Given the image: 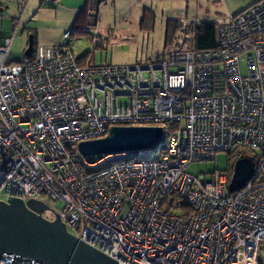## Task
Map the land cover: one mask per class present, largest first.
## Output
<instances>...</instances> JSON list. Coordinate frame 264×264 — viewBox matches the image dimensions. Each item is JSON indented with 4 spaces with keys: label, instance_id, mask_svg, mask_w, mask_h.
I'll return each instance as SVG.
<instances>
[{
    "label": "built area",
    "instance_id": "built-area-1",
    "mask_svg": "<svg viewBox=\"0 0 264 264\" xmlns=\"http://www.w3.org/2000/svg\"><path fill=\"white\" fill-rule=\"evenodd\" d=\"M106 2L87 0L82 31L93 33L94 49ZM198 24L177 20L153 62L80 65L86 56L53 45L12 64L20 17L13 19L0 42V201L43 203L77 240L118 264H264V0L218 22L215 48L193 47ZM112 126H161L162 143L81 155L80 142ZM238 148L255 158L237 191L226 171L186 172ZM13 257L3 254L0 264Z\"/></svg>",
    "mask_w": 264,
    "mask_h": 264
},
{
    "label": "rangeland",
    "instance_id": "rangeland-1",
    "mask_svg": "<svg viewBox=\"0 0 264 264\" xmlns=\"http://www.w3.org/2000/svg\"><path fill=\"white\" fill-rule=\"evenodd\" d=\"M252 1L110 0L101 11L95 26L99 36L94 42L99 46L94 49L91 38L93 33L90 35L82 31L88 28V19L84 26L72 25L74 13L68 7L72 6L74 0H24L25 8L20 11L16 0H8L5 9L0 11V42L1 35L11 30L12 20L20 17L19 28L13 35L7 54V62L12 64L27 60L30 48L32 54L36 47L53 45H63L70 49L75 58L86 56L79 60L80 65L147 63L162 57L167 20L175 22L179 19H196L197 22L206 20L218 23ZM143 6L151 11L153 22L151 27L140 30L138 15ZM71 29V36L65 39L64 32ZM242 73L245 74L244 63ZM243 151L246 150L238 148L230 154L218 152L212 161L188 165L186 172L192 175H210L216 170L232 173L237 155ZM246 152L255 158L254 152ZM4 198L1 193L0 199ZM55 206L62 208L59 202ZM43 217L53 220L54 214L51 210H45ZM258 253V259L264 263V243L260 244Z\"/></svg>",
    "mask_w": 264,
    "mask_h": 264
},
{
    "label": "water",
    "instance_id": "water-1",
    "mask_svg": "<svg viewBox=\"0 0 264 264\" xmlns=\"http://www.w3.org/2000/svg\"><path fill=\"white\" fill-rule=\"evenodd\" d=\"M31 51L30 48L27 56ZM162 138L161 126H112L106 136L80 142L78 148L84 157H102L155 150ZM253 171V157L239 156L233 165L229 191L241 189ZM7 200L0 201V258L3 254H13L10 264H32L33 259L51 264H118L77 240L58 214L53 220L43 217V212L49 209L43 203L33 199L24 203L13 197Z\"/></svg>",
    "mask_w": 264,
    "mask_h": 264
},
{
    "label": "trees",
    "instance_id": "trees-1",
    "mask_svg": "<svg viewBox=\"0 0 264 264\" xmlns=\"http://www.w3.org/2000/svg\"><path fill=\"white\" fill-rule=\"evenodd\" d=\"M87 4V0H86ZM85 12H86V6H85ZM153 22V17L150 10L143 9L142 17L140 20V27L143 28H149L151 27ZM147 23L149 25H147ZM176 26V21H166V27H165V41L166 44L168 39L171 37L174 29ZM216 28L217 23L212 21H200L199 24L195 27V40L193 47L195 49L199 50H205V49H212L216 47ZM71 33L73 32V29L70 30ZM236 152V151H235ZM233 153V152H232ZM230 154V153H228ZM241 155H250L246 151L240 152L237 155V158ZM228 178L230 180L231 178V171H227Z\"/></svg>",
    "mask_w": 264,
    "mask_h": 264
},
{
    "label": "crops",
    "instance_id": "crops-1",
    "mask_svg": "<svg viewBox=\"0 0 264 264\" xmlns=\"http://www.w3.org/2000/svg\"><path fill=\"white\" fill-rule=\"evenodd\" d=\"M8 0H0V11H2L3 9H5V4ZM110 0H108L106 2V4L109 2ZM254 1V0H253ZM252 1V2H253ZM251 2V3H252ZM250 3V4H251ZM85 6H86V0H74V2L72 3V6L68 7L69 9L72 10V13H74V16H73V22H72V25H75V26H84L85 23H86V19H87V16H86V12H85ZM248 6V5H247ZM19 7V6H18ZM24 7L20 8L19 7V11L22 9H24ZM143 9H147L149 10V8L147 7H141V9L139 10V15H138V26H139V29L141 30L142 28L140 27V20H141V17H142V13H143ZM200 21H206V20H200ZM147 25H149L147 23ZM7 32L3 33L1 35V40L4 36H6ZM33 53V52H32ZM30 56V55H29Z\"/></svg>",
    "mask_w": 264,
    "mask_h": 264
}]
</instances>
